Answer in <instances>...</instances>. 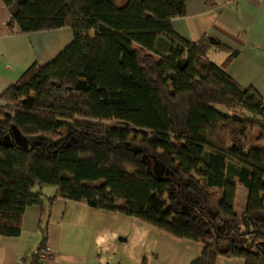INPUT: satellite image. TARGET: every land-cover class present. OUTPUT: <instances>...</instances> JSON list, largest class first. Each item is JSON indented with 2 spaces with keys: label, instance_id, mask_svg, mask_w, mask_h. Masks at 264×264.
<instances>
[{
  "label": "trees",
  "instance_id": "1",
  "mask_svg": "<svg viewBox=\"0 0 264 264\" xmlns=\"http://www.w3.org/2000/svg\"><path fill=\"white\" fill-rule=\"evenodd\" d=\"M2 1L11 31L73 38L0 96V236H19L52 186L49 206L82 203L202 243L191 264H264V102L227 74L236 51L217 65L208 51L224 44L174 32L188 0Z\"/></svg>",
  "mask_w": 264,
  "mask_h": 264
},
{
  "label": "crops",
  "instance_id": "2",
  "mask_svg": "<svg viewBox=\"0 0 264 264\" xmlns=\"http://www.w3.org/2000/svg\"><path fill=\"white\" fill-rule=\"evenodd\" d=\"M9 12L0 0V96L15 84L31 65H45L72 42L69 28L22 34L17 26L7 28ZM174 32L189 42L203 36L214 38L227 47L226 51L210 49L208 59L222 65L230 54L236 56L227 63V74L242 88H253L264 102V0H188L183 17L172 20ZM42 187V203L26 209L17 237L0 236V264L26 262L38 249L43 235L45 247L51 253L48 264H191L200 257L203 244L179 239L154 227L137 223L136 218L119 213L94 210L85 204L57 198L49 206L47 199L54 189ZM242 190V191H240ZM237 187L235 209L240 193ZM245 206V203H244ZM243 206V209H244ZM241 210V212L243 211ZM93 210V211H90ZM92 215V222L89 216ZM113 218L133 231L141 229L140 249L128 253L116 247L102 253L88 237V228L100 219ZM128 218L131 222L128 223ZM134 218V219H132ZM136 219V220H135ZM81 227L71 233L73 221ZM103 221V220H102ZM62 226H65V228ZM80 232L79 236H76ZM127 232H125L126 235ZM127 239L130 236L126 235ZM119 239V242H125ZM109 254L108 256H106ZM214 264H245L242 258L218 256Z\"/></svg>",
  "mask_w": 264,
  "mask_h": 264
},
{
  "label": "rangeland",
  "instance_id": "3",
  "mask_svg": "<svg viewBox=\"0 0 264 264\" xmlns=\"http://www.w3.org/2000/svg\"><path fill=\"white\" fill-rule=\"evenodd\" d=\"M136 49L141 51V53H146L145 51L140 50L137 46H135ZM158 59V58H155ZM16 142L19 144L25 145L24 139L21 138L20 136L16 135L14 136ZM150 170L156 175V176H162V175H168L169 173L166 171H163V167L158 161H153L152 164L150 165ZM46 192L44 194H50L49 189H55L52 186H45ZM242 191V190H240ZM240 196L237 200V211L240 213L241 210L243 209L244 206V201H243V194L242 192H239ZM93 211V210H90ZM89 221L92 222L93 217L90 215ZM134 219V218H132ZM103 220V221H102ZM136 220V219H135ZM128 223L131 222L130 218H128ZM137 223L139 225H142L139 220H137ZM65 228V226H62V228ZM81 227L77 226V220L73 221L68 227V229L71 231V233L76 232L78 229ZM88 237L94 243V246H96L100 252L104 253L105 247L107 246L108 249H112L113 247H116L117 252L120 253H128L129 249L132 247V252H134V249L138 251L140 249V242L142 241L141 239V229L139 227L136 228V231H133L132 229L128 226L123 224V222H120L116 219L113 218H106V219H100V221H97V226H94L93 229L88 228ZM128 234L130 236L129 239H127L126 235ZM80 232L77 233L76 236H79ZM125 239V242H119V239ZM107 254L106 256H108Z\"/></svg>",
  "mask_w": 264,
  "mask_h": 264
},
{
  "label": "built area",
  "instance_id": "4",
  "mask_svg": "<svg viewBox=\"0 0 264 264\" xmlns=\"http://www.w3.org/2000/svg\"><path fill=\"white\" fill-rule=\"evenodd\" d=\"M260 2L261 0H254ZM51 258V253L46 247L36 250L35 253L26 262L20 264H48Z\"/></svg>",
  "mask_w": 264,
  "mask_h": 264
}]
</instances>
